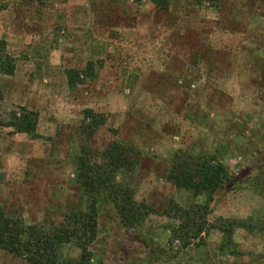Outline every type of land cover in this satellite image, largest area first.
<instances>
[{
	"label": "rangeland",
	"instance_id": "rangeland-1",
	"mask_svg": "<svg viewBox=\"0 0 264 264\" xmlns=\"http://www.w3.org/2000/svg\"><path fill=\"white\" fill-rule=\"evenodd\" d=\"M0 40L16 65L0 74V200L27 223L56 219L83 145L98 159L118 142L140 164L117 181L157 214L131 226L104 201L97 260L264 264V0H170L168 11L151 0H0ZM86 110L105 123L91 140ZM176 153L214 154L230 174L210 205L215 229L186 247L160 214L206 198L169 182ZM233 223L229 241L218 229ZM0 264L28 263L0 250Z\"/></svg>",
	"mask_w": 264,
	"mask_h": 264
},
{
	"label": "trees",
	"instance_id": "trees-1",
	"mask_svg": "<svg viewBox=\"0 0 264 264\" xmlns=\"http://www.w3.org/2000/svg\"><path fill=\"white\" fill-rule=\"evenodd\" d=\"M151 3L162 11L170 7V0H151ZM15 70V60L7 51V43L0 40V74L12 76ZM68 78L70 86L75 87L80 75L70 70ZM102 118L91 110L84 112L82 129L88 140L105 124ZM21 124L19 133L38 138L32 127ZM139 164L140 153L133 147L114 142L95 159L89 146L83 145L75 161L73 186L67 193L66 203L59 206L56 219L46 216L41 222L29 224L19 207L0 200V250L28 264H103L96 259L92 248L98 240L100 206L104 201L115 204L131 226L157 214L148 204L136 202L133 190L117 181L119 175L135 173ZM229 179L227 167L214 154L184 158L182 153H176L172 158L169 182L195 199L206 198L203 204L194 202L188 208L172 201L159 213L178 221L173 233L184 247L203 240L215 229L208 221L210 205ZM235 226L233 223L218 230L230 241ZM69 246L76 250L75 257L66 255L65 249Z\"/></svg>",
	"mask_w": 264,
	"mask_h": 264
}]
</instances>
